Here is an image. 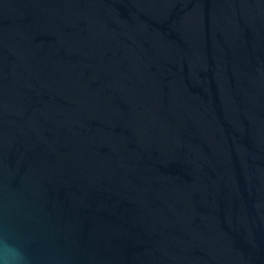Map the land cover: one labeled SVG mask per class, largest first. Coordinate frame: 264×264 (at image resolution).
I'll return each instance as SVG.
<instances>
[{
	"label": "water",
	"instance_id": "1",
	"mask_svg": "<svg viewBox=\"0 0 264 264\" xmlns=\"http://www.w3.org/2000/svg\"><path fill=\"white\" fill-rule=\"evenodd\" d=\"M0 231L32 264H264V0H0Z\"/></svg>",
	"mask_w": 264,
	"mask_h": 264
},
{
	"label": "clouds",
	"instance_id": "2",
	"mask_svg": "<svg viewBox=\"0 0 264 264\" xmlns=\"http://www.w3.org/2000/svg\"><path fill=\"white\" fill-rule=\"evenodd\" d=\"M0 264H32L26 248L4 231H0Z\"/></svg>",
	"mask_w": 264,
	"mask_h": 264
}]
</instances>
